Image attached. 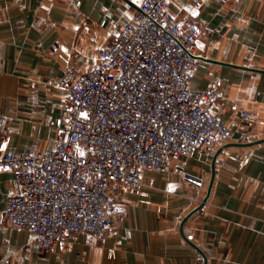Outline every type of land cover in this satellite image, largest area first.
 <instances>
[{
  "label": "crops",
  "instance_id": "1",
  "mask_svg": "<svg viewBox=\"0 0 264 264\" xmlns=\"http://www.w3.org/2000/svg\"><path fill=\"white\" fill-rule=\"evenodd\" d=\"M143 1L0 0V153L55 147L65 103L58 80L73 66L87 70L112 43V27L132 20ZM170 12L183 27L195 21L212 31L199 38L203 59L192 85L218 83L214 110L231 141L182 159L175 165L183 171L153 174L148 202L120 194L126 212L111 235L82 233L46 253L30 231L0 225L3 264H204L203 255L206 264H264V0H173ZM18 190L14 176L0 172V222ZM117 238L122 244L110 257Z\"/></svg>",
  "mask_w": 264,
  "mask_h": 264
},
{
  "label": "built area",
  "instance_id": "2",
  "mask_svg": "<svg viewBox=\"0 0 264 264\" xmlns=\"http://www.w3.org/2000/svg\"><path fill=\"white\" fill-rule=\"evenodd\" d=\"M172 2L144 0L132 20L112 27V43L99 48L87 70L73 66L58 80L65 103L53 149L0 153V172L11 173L19 187L0 225L30 231L46 253L82 233L111 235L115 219L126 212L120 194L148 202L153 174L183 171L175 165L182 159L231 141V130L214 110L218 83L192 85L203 59L199 38L212 31L195 21L181 26L170 12ZM58 48L56 43L50 50ZM121 244L117 238L108 247L110 257Z\"/></svg>",
  "mask_w": 264,
  "mask_h": 264
},
{
  "label": "water",
  "instance_id": "3",
  "mask_svg": "<svg viewBox=\"0 0 264 264\" xmlns=\"http://www.w3.org/2000/svg\"><path fill=\"white\" fill-rule=\"evenodd\" d=\"M216 158L217 157H215V159H214V161H213V175H212V178H211V181H210V185H209V192H208V194H207V197H206V199L205 200H207L208 199V197H209V195H210V192H211V189H212V185H213V182H214V177H215V163H216ZM203 254V253H202ZM203 257H204V259H205V261H204V264H206V257L203 255Z\"/></svg>",
  "mask_w": 264,
  "mask_h": 264
},
{
  "label": "rangeland",
  "instance_id": "4",
  "mask_svg": "<svg viewBox=\"0 0 264 264\" xmlns=\"http://www.w3.org/2000/svg\"><path fill=\"white\" fill-rule=\"evenodd\" d=\"M97 53H98V51H97ZM97 57V56H96Z\"/></svg>",
  "mask_w": 264,
  "mask_h": 264
}]
</instances>
